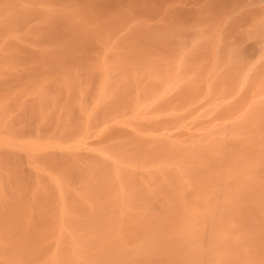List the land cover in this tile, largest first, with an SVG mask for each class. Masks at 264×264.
I'll list each match as a JSON object with an SVG mask.
<instances>
[{"label": "bare ground", "instance_id": "bare-ground-1", "mask_svg": "<svg viewBox=\"0 0 264 264\" xmlns=\"http://www.w3.org/2000/svg\"><path fill=\"white\" fill-rule=\"evenodd\" d=\"M187 1L0 0V264H264V0Z\"/></svg>", "mask_w": 264, "mask_h": 264}, {"label": "rangeland", "instance_id": "rangeland-1", "mask_svg": "<svg viewBox=\"0 0 264 264\" xmlns=\"http://www.w3.org/2000/svg\"><path fill=\"white\" fill-rule=\"evenodd\" d=\"M190 1H191V0H188L187 2H190ZM196 1H197V0H196ZM199 1H200V0H199ZM215 1H216V2H215ZM244 1H245V0H244ZM191 2H193V1H191ZM240 2H242V1H241V0H213V4L211 5V9H210V10H212V11L214 12V14H213V13L210 14L211 11L209 10L210 12H209L208 14H207V13H204V15L207 14L208 16H205V17H204V15L202 16V14H201V16L199 15L200 17L197 16V17H198V20H199V19H202L203 17H204L203 19H210V20H214V21H216L217 19H218V20H221V18L226 19V18H232V17H233L232 19H237V18H238L239 21H241V20H242L241 17H242L243 15H240V14L238 15V14H237L239 17H238L237 15H235V16H234V15H231L230 12L228 13V11H226L228 7H225V6L229 5V4H232V3H233V5H236V4H239ZM213 5L215 6L216 9H215L214 7H212ZM216 5H217V6H216ZM140 8H144V10H147L146 7H140ZM218 8H219V10H221V12L224 11L225 13H224V12L221 13L220 11H219V12H220V13H219L218 10H217ZM221 8H222V9H221ZM236 8H237V7H236ZM228 10H230V8H228ZM216 12H217V13H216ZM212 14L214 15V17H212ZM216 14H217V15H216ZM222 14H223V15H222ZM225 14H226V15H225ZM256 14H257V13H256ZM224 15H225V17H224ZM227 15H228V16H227ZM218 16H219L220 18H218ZM230 16H231V17H230ZM248 16H249V18L247 19ZM248 16H247V17L245 16L246 19H245V17L243 16V18L245 19V20H244V19H243V20H244V21L249 20V19H251L252 17H255L256 15H255V16H254V15H248ZM206 17H207V18H206ZM214 18H217V19H214ZM225 33H226V32H225ZM229 33H230V32H228V34H229Z\"/></svg>", "mask_w": 264, "mask_h": 264}]
</instances>
